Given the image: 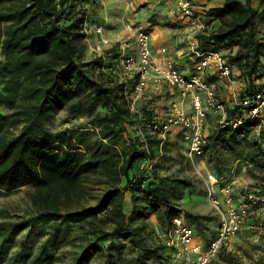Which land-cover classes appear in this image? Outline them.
<instances>
[{
	"label": "trees",
	"instance_id": "16d2710c",
	"mask_svg": "<svg viewBox=\"0 0 264 264\" xmlns=\"http://www.w3.org/2000/svg\"><path fill=\"white\" fill-rule=\"evenodd\" d=\"M252 1L209 9L205 15L220 25L208 22L197 36L201 52L225 53L239 72L241 97L264 84V0L258 7ZM96 16L92 0H0V190L35 191L26 215L0 218V264H169L174 249L157 238L152 216L163 230L184 217L204 247L215 237L207 224L216 216L183 207L192 181L164 172L168 151L181 149L182 132L163 138L153 130L152 108L132 109L139 76L123 74L117 45L85 58L87 27L102 24ZM206 80L225 82L211 74ZM243 110L228 107L230 115ZM62 112L85 121L55 130ZM210 116L204 153L211 172L225 175L218 158L225 154L264 168V131L253 138L256 122L233 130ZM97 172L105 189L96 204L85 205L81 180ZM227 264H264V246L258 257Z\"/></svg>",
	"mask_w": 264,
	"mask_h": 264
},
{
	"label": "built area",
	"instance_id": "2783aa9c",
	"mask_svg": "<svg viewBox=\"0 0 264 264\" xmlns=\"http://www.w3.org/2000/svg\"><path fill=\"white\" fill-rule=\"evenodd\" d=\"M175 11L179 19L185 22L190 37V47L198 62L195 74L186 76L169 58L164 59V66L153 59L150 33L132 23L125 25L126 32L135 40V45L128 40H102V45H117V63L124 75L139 76L132 92L131 107L134 101L142 98L149 84L156 86L153 93H159L163 84L175 90L180 100L171 102L167 111L152 109L157 114L153 130L166 137L170 132H182L189 158L202 157L207 146L205 128L208 115L215 118L221 128L240 129L248 122H256L252 136L258 139L264 131V84L255 92L241 97L240 90L233 94V104L243 108V113L230 115L226 103L217 95L218 82H207L211 74L218 81H225L230 87H236L238 79L234 74L226 54L220 51L201 52L198 49L197 36L208 28L205 12H197L195 0H174ZM98 35L103 33L101 26L95 25ZM99 48V46H97ZM163 54L165 49L161 51ZM189 100V109L184 103ZM263 145V144H262ZM242 172L254 167L246 160ZM264 165V155L262 159ZM206 197L217 217L218 227L213 240L204 247L195 240L194 230L182 216L172 219L171 224L163 230L158 224L154 231L159 240L168 248L174 249L177 260L187 264H208L223 246H226L242 230L247 222L259 239L264 237V190L257 187L241 186L239 178L232 173L217 176L211 171L206 173ZM241 186V187H240Z\"/></svg>",
	"mask_w": 264,
	"mask_h": 264
},
{
	"label": "rangeland",
	"instance_id": "374dc122",
	"mask_svg": "<svg viewBox=\"0 0 264 264\" xmlns=\"http://www.w3.org/2000/svg\"><path fill=\"white\" fill-rule=\"evenodd\" d=\"M92 1L96 2L97 12H98V9L101 6H103L102 1H98V0H92ZM125 23L124 22L123 23L119 22L118 24L114 23L112 24L113 26L110 27L108 25L107 27L110 28L109 30H112V32L117 33V35H121V32L123 33L126 30L125 25L128 24V21L126 24ZM94 24L99 25L98 22ZM94 24L89 25L86 31L88 36L86 40L87 47H86L85 58L88 60L103 55L105 50H107L108 48V47L103 48L102 45H100V48H97V46H99L96 45L98 34L95 31ZM185 29H186V41L189 44L190 37L187 34L186 25H185ZM127 37H128L127 39L124 38L120 41L128 40L132 43V45H135V40L133 38H130L129 35ZM198 60H199L198 58L194 57L191 67L195 68ZM190 72H192V74H195L194 69H190ZM236 72L239 74L238 71ZM238 74L236 75L238 76ZM133 105H134L133 108L135 110L143 106L150 108L156 107L158 108V110H161L160 107H162L160 105L158 106L153 99L148 100L143 98L134 101ZM165 109H168L167 106ZM84 121H85L84 118L74 119V120L69 119L67 118L66 114L62 112L58 114V116L55 118L53 127L55 130H61L66 127H76L75 125L81 122L83 123ZM168 135L169 137L172 138L175 137L177 133L170 132ZM180 145H181L180 151L175 149H170V151H168L167 161L163 163L164 167H166L167 169L164 172L167 174H173L180 177H186L192 181L194 185L192 192L188 193L185 199L183 200V207L185 209L196 214L215 218L214 210L206 197L205 178H206V173L210 171V167L208 165L209 152L204 153L202 157L189 158L184 139H183V144ZM218 158L224 163V170H223L224 174L229 175L232 173L233 175L237 176L239 178V184L241 186L248 185L249 187H257L262 190L264 189V168H262L261 166L262 164L259 167H256L255 169L242 172V167L245 164L244 163L245 160L244 161L241 159L236 160L235 157L231 154L219 155ZM81 181L83 183V191L86 194L84 204L85 205L96 204L97 197H99L103 192V190L105 189V185H103L102 174L100 172L90 174L83 177ZM34 192H35L34 189L31 187H24L15 190L14 192L11 193H7L4 192V190H0V218L4 216L15 217V216L26 215L28 210L31 209L32 197ZM129 206H130L129 196H127L125 203V210L127 213L129 212ZM148 222L149 225H151L152 227L158 224L154 216H152ZM207 227L210 228V230L208 231L211 232L212 235L209 237L213 238L217 231L218 221L217 223L216 221H214L207 224ZM263 246L264 245L261 239L260 238L258 239L255 236L254 231L250 228V222H247L242 228V230L239 232V234L226 245V248L221 251L220 255H218L213 260V262H211V264H227V259L230 258L235 259L236 261L247 262L249 261V257L251 256L258 257L262 252ZM69 249H72V247L71 246L64 247L62 251H68ZM89 264H101V263L99 260L97 261L94 259L90 261ZM169 264H187V262L183 260H177L174 256H172Z\"/></svg>",
	"mask_w": 264,
	"mask_h": 264
},
{
	"label": "crops",
	"instance_id": "0c3cea01",
	"mask_svg": "<svg viewBox=\"0 0 264 264\" xmlns=\"http://www.w3.org/2000/svg\"><path fill=\"white\" fill-rule=\"evenodd\" d=\"M102 1L103 6L98 9L97 18H99L103 24H99L103 28V33L97 35L96 45H102L100 41L109 40L120 41L127 39L128 33L126 30L121 35L109 30L107 26H113L114 23H132L137 27L146 29L151 36V46L153 52L154 61L164 66V59L167 57L173 61L178 69L186 76L192 75L190 69L194 60L193 52L190 45L186 41V29L185 22L178 18L175 11L174 0H98ZM225 0H195V8L197 12H207L212 8L223 7ZM260 1L253 0V7H258ZM110 7V10H109ZM264 7V5H262ZM262 9V8H261ZM206 16V15H205ZM210 27L213 29L218 28L220 25L219 20H213L206 16ZM125 23V24H126ZM97 24H94V26ZM103 48L111 47L112 45L104 44ZM106 46V47H105ZM165 49L163 54L161 51ZM234 74H238L236 70ZM237 76V75H236ZM217 95L220 101L226 103L229 107L233 104V94L240 90V81L238 80L236 87H230L227 83H217ZM153 89L156 86L149 84L143 99H153L155 103L160 107L163 112L167 111L171 102L180 100L178 93L171 89L169 86L163 84L159 87V93H153ZM169 95V96H168ZM164 107V109H163ZM184 108L189 109V100L184 103ZM211 115V114H210ZM211 119L215 118L213 115ZM207 126V124H206Z\"/></svg>",
	"mask_w": 264,
	"mask_h": 264
}]
</instances>
